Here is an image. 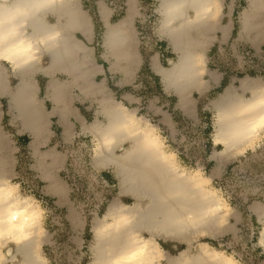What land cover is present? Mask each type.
<instances>
[{
  "label": "bare ground",
  "instance_id": "obj_1",
  "mask_svg": "<svg viewBox=\"0 0 264 264\" xmlns=\"http://www.w3.org/2000/svg\"><path fill=\"white\" fill-rule=\"evenodd\" d=\"M247 1L240 15L241 31L253 29L258 34L263 29L264 0ZM132 3L128 0L122 18L106 23L104 56L113 58V67L121 59L137 63L135 36L129 27L135 10ZM220 8L221 0H160L156 6L157 30L170 42L176 58L163 65L154 54L151 65L162 76L165 89L180 96V105L187 113L191 110V91L207 83L204 76L220 79L218 72L206 66L205 55L211 39L208 31L216 26ZM49 13L55 21L48 19ZM87 23L77 0H0V92L9 94L22 128L34 129L33 167L44 179L45 189L56 195L66 190L55 173L63 164L61 153L52 148L43 153L38 148L46 113L33 100L36 86L27 73L62 70L69 74L68 80L52 77L46 93L64 116L63 101L70 84L77 83L78 75L91 73L90 51L81 50L82 44L72 36L73 30L85 29ZM219 28L224 34L228 31V25ZM2 59L11 64L19 78L14 88L5 84ZM84 63L85 70L80 68ZM101 89L105 91V87ZM210 105L214 109L213 143L221 146L214 151L220 153L218 170L264 131V81L252 75L232 77L210 99ZM101 111L104 120L86 123L96 141L91 159L96 167H113L119 191L102 215L91 221L90 264H241L206 241H198L195 250H189L197 236L217 238L237 229L230 221V214H236L206 186L214 172L204 175L179 164L175 153L164 148L156 125L119 101L104 97ZM7 164L0 146V264H49L41 249V207L11 181ZM122 195L134 201L124 202ZM252 210L263 221L258 242L264 248V203L256 202ZM161 236L187 247L170 254L158 242Z\"/></svg>",
  "mask_w": 264,
  "mask_h": 264
},
{
  "label": "crops",
  "instance_id": "obj_2",
  "mask_svg": "<svg viewBox=\"0 0 264 264\" xmlns=\"http://www.w3.org/2000/svg\"><path fill=\"white\" fill-rule=\"evenodd\" d=\"M159 1L132 0L135 10L132 18L129 20V27L135 36L134 48L137 63L132 64L129 61L121 59L113 67V58L104 56L106 49L104 43L106 23L118 21L127 13L128 0H77L79 8L83 10L88 18V23L85 29L73 30L72 36L82 44L81 50L90 51L92 55L89 62L91 73L87 72V76L85 73L78 75L77 83L73 81L70 84V88L67 90V98L63 97L65 104L64 116H62L60 108L55 109L58 104H55L54 100L48 97L46 93L48 82L52 77H55L57 74H63L67 77L65 80H68L69 74L62 70L52 74L42 70L27 73V77L34 80L36 86L33 100L37 107L46 113L45 127L37 139L38 148L43 153L48 152L51 148L61 153L63 164L60 169L55 171L56 175L66 184V190L61 195L50 193L45 189L46 183L44 179L40 177L39 172L33 167V164L36 162L31 147L34 129L22 128L20 117L17 115L16 109L12 107L13 103L9 94L4 91L0 92V146H3L4 154L9 161L7 165H9L10 169V179L19 177L17 184L20 192L19 185L21 184L19 183L23 180L21 178V167H23L22 164L24 163L23 157L29 154L33 158L28 168L37 175V185L40 189H37L36 193H32L33 196H29L41 207L40 226L42 227L41 235L43 236L41 249L44 255L46 246H49L58 255L65 251L68 254L80 251L85 258L89 257L90 259L89 261L84 260L83 263L79 262V264H90L92 254L90 245L93 240L91 221L94 216L102 215L108 202L113 198V186L117 185L118 181L112 166L96 167L92 163V146L89 162H85L89 163L92 168L99 170L109 184V187L98 193V195L105 196L106 200L98 209H95L90 204L89 199L72 192L71 182L68 177L65 180L59 175L61 169L69 168L70 159L68 149L65 148L64 154L58 150V146L64 145L65 147H69L77 139H83L87 144H95L94 136L86 128V123L95 119H105L101 111V100L104 97H110L113 100L119 101L145 118V115H149L150 113L145 112V115H143L142 110L146 108L152 111V114L158 117L161 125L171 131L179 129L183 122L193 124L199 118L198 100L194 93L204 95L220 87L224 89L232 77L237 78L243 75L257 76L264 81V69L259 72L254 70L246 71L241 68L244 66V61L240 62V59L235 58L236 54L247 50L255 53L262 52L261 54H264V21L262 24L263 29L258 34L253 29L241 31L240 15L247 6L248 1L221 0V8L216 19V26L208 31L211 39L205 48L206 66L210 70L218 72L220 79L216 81L211 79L210 76L205 75L204 79L207 83H204L201 89L196 88L191 91V110L189 113L185 112L180 105V96L175 92H168L165 89L162 76L151 65V59L154 54L158 55L160 62L161 57L166 60V63L161 62L163 65H168L170 60L176 58V53L173 51L170 42L164 36H161L157 27H155L156 36L158 37L153 38V44H155L156 48L148 56H145L142 50L143 29L149 26L148 22L151 21L154 14L158 15L156 6ZM154 2L156 3L155 6ZM262 17L264 20V12ZM48 19L55 21L56 17L52 13H49ZM139 21L142 22L140 26ZM222 25H228V31L225 34L219 28ZM46 62L47 59H45L44 63ZM1 67L5 76V84L9 89L14 88L19 82V78L13 72L11 64L2 59ZM80 68L85 70L86 64L84 63ZM113 77L115 78L114 82ZM88 83L92 85L91 88L86 89L85 86ZM101 86L105 87V91L101 89ZM137 86L138 89L135 88ZM97 87L98 89H96ZM75 91H78L77 94H75ZM63 102H60V104H63ZM211 140L212 145L214 143L213 139ZM45 159H47V156ZM118 191L117 185V190H115L116 195ZM91 195L95 196L92 192ZM124 196L129 195H122L121 197L124 198ZM47 200L51 202V205L48 204ZM88 219L90 220V224L88 223ZM157 239L161 246V242L164 243L165 246L162 247L166 251L170 254L174 253L171 244L177 241L162 236ZM167 242L170 243L169 247L166 246ZM88 245L89 249H86ZM259 247L261 248V254H264V248L260 244ZM256 264H264V256H261Z\"/></svg>",
  "mask_w": 264,
  "mask_h": 264
},
{
  "label": "rangeland",
  "instance_id": "obj_3",
  "mask_svg": "<svg viewBox=\"0 0 264 264\" xmlns=\"http://www.w3.org/2000/svg\"><path fill=\"white\" fill-rule=\"evenodd\" d=\"M155 4L154 2V6ZM157 20L158 15L154 14L151 21L148 22L149 26L143 29L142 50L145 56H148L156 48L155 44H153V38L158 37L155 30ZM138 23L139 26L142 25V22L139 21ZM165 61L161 57V62L166 63ZM209 63L211 64V62ZM55 77L63 80L67 78L63 74H57ZM114 80L115 78L113 77V82ZM135 88L138 89V86ZM222 90L223 88L221 89L220 87L204 95L194 93L198 100L199 118L193 124L183 122L177 130L170 131L165 129L159 122L158 117L146 108L142 110V114L145 115V112L150 113L149 115H145L146 118L156 125V134L161 139L164 148L175 153L174 156L179 164L186 167L189 171L198 169L204 175L214 172L206 186L211 188L222 201L230 206V212L232 211L236 214V216L230 214V221L231 224L236 226L237 232L229 229L217 238L205 235L197 236L189 250L194 251L198 241H206L210 245L232 255L238 262L256 264L257 260L261 256H264V254H261V248L258 244V236L263 227V221L252 210V205L256 202L264 203V131L261 132L252 145L225 161L217 170V158L220 153L216 155L214 151L219 150L221 146L217 144L211 145L214 127V109L210 105V99L215 98ZM77 92L75 91V94ZM246 94L248 95L249 93L247 92ZM92 146L94 145L90 143L85 148H79L75 144H70L69 147L59 145L58 150L65 154L64 151L71 148L74 157L79 158L85 164V161L89 162ZM26 155V157H23L24 163L22 164L23 167H21V178L23 180L19 183L21 184L19 187L23 195L33 196L32 193H36V190H39L40 187L37 185V175L28 168L33 158L29 154ZM232 163V167L227 170V166ZM66 173L65 168L59 171V175L65 180L67 179ZM18 179L19 177H14L11 178V181L18 182ZM117 185L113 186V197L116 195L115 190H117ZM122 199L127 203L134 201L129 196H124ZM47 202L51 205L49 200ZM46 218L48 217L46 216ZM89 219L88 223L90 224ZM161 244L165 246L164 243L161 242ZM169 244L167 242L166 246L169 247ZM171 245L174 252L172 254L177 253L180 248L187 247V244L178 241L173 242ZM86 249H89V245ZM44 252L50 264H79V262L83 263L84 260L89 261L90 259L89 257L85 258L80 251L74 252V255L68 254L67 251L58 255L49 246H46ZM89 253L88 255H90Z\"/></svg>",
  "mask_w": 264,
  "mask_h": 264
},
{
  "label": "built area",
  "instance_id": "obj_4",
  "mask_svg": "<svg viewBox=\"0 0 264 264\" xmlns=\"http://www.w3.org/2000/svg\"><path fill=\"white\" fill-rule=\"evenodd\" d=\"M261 53L247 50L245 52H239L235 55V58L240 59V62L244 61V66L241 67L242 69L259 72L264 69V54ZM74 144L79 148H85L87 145L83 139H77ZM68 155L70 160L69 169H66V175L70 179L72 192L89 199L90 204L95 209H98L106 200L105 196L98 195V193L109 187V184L99 170L92 168L89 163L85 162L83 164L79 158L74 157L71 148L68 150ZM69 172L70 174H68ZM91 192L95 196H92Z\"/></svg>",
  "mask_w": 264,
  "mask_h": 264
},
{
  "label": "trees",
  "instance_id": "obj_5",
  "mask_svg": "<svg viewBox=\"0 0 264 264\" xmlns=\"http://www.w3.org/2000/svg\"><path fill=\"white\" fill-rule=\"evenodd\" d=\"M232 165H233V163H232V164H229V165L227 166V170L230 169V168L232 167Z\"/></svg>",
  "mask_w": 264,
  "mask_h": 264
}]
</instances>
